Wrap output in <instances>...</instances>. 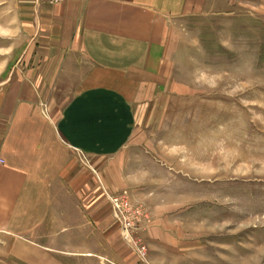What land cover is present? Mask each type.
I'll return each instance as SVG.
<instances>
[{
    "label": "crops",
    "instance_id": "obj_1",
    "mask_svg": "<svg viewBox=\"0 0 264 264\" xmlns=\"http://www.w3.org/2000/svg\"><path fill=\"white\" fill-rule=\"evenodd\" d=\"M187 1L0 0L15 47L0 67V259L128 263L83 158L121 155L137 111L168 91L170 22Z\"/></svg>",
    "mask_w": 264,
    "mask_h": 264
},
{
    "label": "rangeland",
    "instance_id": "obj_2",
    "mask_svg": "<svg viewBox=\"0 0 264 264\" xmlns=\"http://www.w3.org/2000/svg\"><path fill=\"white\" fill-rule=\"evenodd\" d=\"M185 8L170 22L168 91L137 111L121 155L83 162L119 228L117 264H264V0ZM14 50L0 40V67Z\"/></svg>",
    "mask_w": 264,
    "mask_h": 264
},
{
    "label": "built area",
    "instance_id": "obj_3",
    "mask_svg": "<svg viewBox=\"0 0 264 264\" xmlns=\"http://www.w3.org/2000/svg\"><path fill=\"white\" fill-rule=\"evenodd\" d=\"M50 1L53 2V3H60V2L65 1V0H50ZM78 1H83V0H78ZM0 162L3 163V161H0ZM111 202H113L114 208L117 211V214L119 216V214L121 212V206H120V203H119V199L111 198ZM128 227L129 226L125 224V228L127 229ZM139 253H140V255L144 256L145 248L139 249Z\"/></svg>",
    "mask_w": 264,
    "mask_h": 264
}]
</instances>
